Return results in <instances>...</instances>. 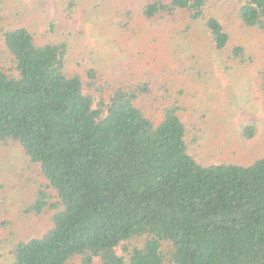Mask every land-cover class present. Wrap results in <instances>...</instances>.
Here are the masks:
<instances>
[{
  "label": "trees",
  "instance_id": "trees-1",
  "mask_svg": "<svg viewBox=\"0 0 264 264\" xmlns=\"http://www.w3.org/2000/svg\"><path fill=\"white\" fill-rule=\"evenodd\" d=\"M211 1L148 0L140 14H186L223 53L230 33ZM234 1L242 24L264 30V0ZM0 37L12 62V71L0 66V142L17 144L46 183L25 214L51 210L41 235L5 245L12 264H264V153L202 163L182 108L154 96L151 78L99 86L96 97L92 69L85 81L65 69L64 44H37L22 26ZM243 53L229 51L240 62ZM254 134L247 125L241 137Z\"/></svg>",
  "mask_w": 264,
  "mask_h": 264
},
{
  "label": "rangeland",
  "instance_id": "rangeland-1",
  "mask_svg": "<svg viewBox=\"0 0 264 264\" xmlns=\"http://www.w3.org/2000/svg\"><path fill=\"white\" fill-rule=\"evenodd\" d=\"M72 1L75 6L70 0H0V29L22 26L37 44H64L65 69L84 81L92 69L95 85L87 92L96 97L99 86L151 78L154 96L182 108L189 149L202 163L247 164L264 153V30L242 24L234 0L210 2L209 13L230 33L223 53L213 48L202 23H190L186 14L173 22L144 18L140 9L148 0ZM233 45L243 47V62L229 55ZM0 66L12 71L1 37ZM148 110L159 116L161 107L150 103ZM247 125L255 130L251 139L241 137ZM45 184L17 144L0 142V264H12L6 244L50 227L51 210L24 212Z\"/></svg>",
  "mask_w": 264,
  "mask_h": 264
}]
</instances>
